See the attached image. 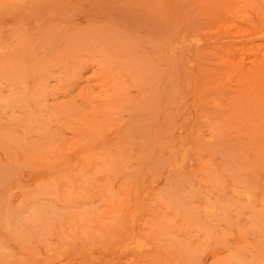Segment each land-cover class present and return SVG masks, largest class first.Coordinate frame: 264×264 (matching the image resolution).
Here are the masks:
<instances>
[{
  "label": "rangeland",
  "instance_id": "rangeland-1",
  "mask_svg": "<svg viewBox=\"0 0 264 264\" xmlns=\"http://www.w3.org/2000/svg\"><path fill=\"white\" fill-rule=\"evenodd\" d=\"M0 264H264V0H0Z\"/></svg>",
  "mask_w": 264,
  "mask_h": 264
}]
</instances>
